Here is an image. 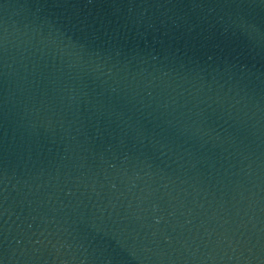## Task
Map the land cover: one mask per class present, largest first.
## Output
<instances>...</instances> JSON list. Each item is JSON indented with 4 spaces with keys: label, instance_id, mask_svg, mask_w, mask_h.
<instances>
[{
    "label": "water",
    "instance_id": "1",
    "mask_svg": "<svg viewBox=\"0 0 264 264\" xmlns=\"http://www.w3.org/2000/svg\"><path fill=\"white\" fill-rule=\"evenodd\" d=\"M0 264H264V0H0Z\"/></svg>",
    "mask_w": 264,
    "mask_h": 264
}]
</instances>
